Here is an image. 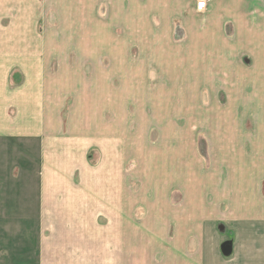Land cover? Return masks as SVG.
<instances>
[{"label": "crops", "instance_id": "1", "mask_svg": "<svg viewBox=\"0 0 264 264\" xmlns=\"http://www.w3.org/2000/svg\"><path fill=\"white\" fill-rule=\"evenodd\" d=\"M133 1L0 0V264H264V142L230 150L252 160L236 192L187 180L132 199L130 153L99 129V74L49 69L98 62L100 36L129 49L133 14L173 64L201 47L202 74L240 81L224 95L264 96V0Z\"/></svg>", "mask_w": 264, "mask_h": 264}, {"label": "rangeland", "instance_id": "2", "mask_svg": "<svg viewBox=\"0 0 264 264\" xmlns=\"http://www.w3.org/2000/svg\"><path fill=\"white\" fill-rule=\"evenodd\" d=\"M155 1H150L152 6ZM180 7H186L185 0H180ZM141 25L140 17L132 14L129 49L106 46L104 35L98 62L52 63L49 69L99 74V129L112 136L116 146L124 142L130 153V198H170L171 189L187 180L212 191L236 192L240 180L250 176L239 168L251 166L252 160L230 158V150L241 149V140L264 142V96L242 90L224 95L222 88L227 86L234 93L240 81L226 84L219 74H202L203 48H185L188 55L173 64L167 55L170 49L164 50L167 54L157 49L153 31ZM177 49L183 50L176 48L175 54ZM128 55V61H123ZM174 67L187 70L174 74ZM247 76L242 82L249 81ZM208 87L211 94L204 97ZM247 120L254 126H246ZM224 138L229 142L221 143ZM256 161L264 166V160Z\"/></svg>", "mask_w": 264, "mask_h": 264}, {"label": "built area", "instance_id": "3", "mask_svg": "<svg viewBox=\"0 0 264 264\" xmlns=\"http://www.w3.org/2000/svg\"><path fill=\"white\" fill-rule=\"evenodd\" d=\"M210 1H211V0H196V2H197V5H196L197 10H198L199 12H204V11H206L207 8H208V4H209Z\"/></svg>", "mask_w": 264, "mask_h": 264}, {"label": "water", "instance_id": "4", "mask_svg": "<svg viewBox=\"0 0 264 264\" xmlns=\"http://www.w3.org/2000/svg\"><path fill=\"white\" fill-rule=\"evenodd\" d=\"M231 252H232V245H231L230 243H228V244H226V245L224 246V253H225L226 255H230Z\"/></svg>", "mask_w": 264, "mask_h": 264}]
</instances>
